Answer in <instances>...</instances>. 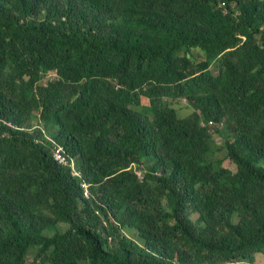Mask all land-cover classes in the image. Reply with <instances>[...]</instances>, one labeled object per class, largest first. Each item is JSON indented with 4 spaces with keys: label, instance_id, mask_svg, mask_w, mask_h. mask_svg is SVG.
Here are the masks:
<instances>
[{
    "label": "trees",
    "instance_id": "16d2710c",
    "mask_svg": "<svg viewBox=\"0 0 264 264\" xmlns=\"http://www.w3.org/2000/svg\"><path fill=\"white\" fill-rule=\"evenodd\" d=\"M227 6L0 0V264L264 254V0Z\"/></svg>",
    "mask_w": 264,
    "mask_h": 264
},
{
    "label": "built area",
    "instance_id": "2783aa9c",
    "mask_svg": "<svg viewBox=\"0 0 264 264\" xmlns=\"http://www.w3.org/2000/svg\"><path fill=\"white\" fill-rule=\"evenodd\" d=\"M220 3V7L222 9H226L227 6V0H218ZM54 155L55 158L60 162H65V156H64V148L61 145L56 144L54 147ZM82 186L84 187V195L89 196V184L83 183Z\"/></svg>",
    "mask_w": 264,
    "mask_h": 264
},
{
    "label": "rangeland",
    "instance_id": "374dc122",
    "mask_svg": "<svg viewBox=\"0 0 264 264\" xmlns=\"http://www.w3.org/2000/svg\"><path fill=\"white\" fill-rule=\"evenodd\" d=\"M51 75H49V77L46 78V80H48L50 78ZM45 80V81H46ZM219 141H221V139H219ZM226 165L230 166V163L227 161L225 162ZM232 168H235L234 166H232ZM138 172L142 173L141 170H139L137 168ZM194 218L197 217V214L193 215ZM252 262H254V264H264V254L263 253H256L253 257H252Z\"/></svg>",
    "mask_w": 264,
    "mask_h": 264
},
{
    "label": "clouds",
    "instance_id": "9594fccd",
    "mask_svg": "<svg viewBox=\"0 0 264 264\" xmlns=\"http://www.w3.org/2000/svg\"><path fill=\"white\" fill-rule=\"evenodd\" d=\"M56 145V144H55ZM55 147V146H54Z\"/></svg>",
    "mask_w": 264,
    "mask_h": 264
}]
</instances>
